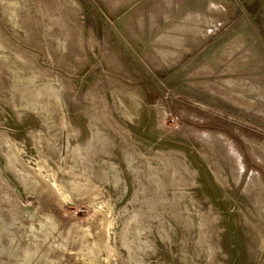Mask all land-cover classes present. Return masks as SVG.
<instances>
[{
  "label": "rangeland",
  "instance_id": "374dc122",
  "mask_svg": "<svg viewBox=\"0 0 264 264\" xmlns=\"http://www.w3.org/2000/svg\"><path fill=\"white\" fill-rule=\"evenodd\" d=\"M0 264H264V0H0Z\"/></svg>",
  "mask_w": 264,
  "mask_h": 264
}]
</instances>
